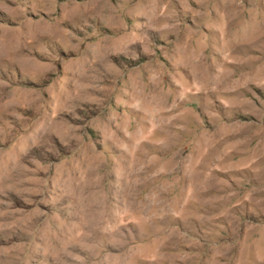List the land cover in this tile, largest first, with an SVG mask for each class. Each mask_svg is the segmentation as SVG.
I'll return each instance as SVG.
<instances>
[{"label":"rangeland","instance_id":"1","mask_svg":"<svg viewBox=\"0 0 264 264\" xmlns=\"http://www.w3.org/2000/svg\"><path fill=\"white\" fill-rule=\"evenodd\" d=\"M0 264H264V0H0Z\"/></svg>","mask_w":264,"mask_h":264}]
</instances>
